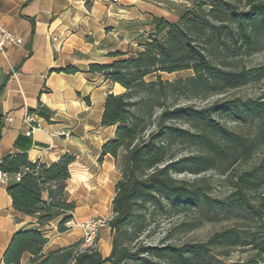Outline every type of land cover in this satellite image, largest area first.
<instances>
[{
    "label": "trees",
    "instance_id": "1",
    "mask_svg": "<svg viewBox=\"0 0 264 264\" xmlns=\"http://www.w3.org/2000/svg\"><path fill=\"white\" fill-rule=\"evenodd\" d=\"M170 21L153 17L145 40L135 52L117 50L110 63L92 62L88 71L123 87L109 92L101 124L113 127L99 156L110 155L120 170L112 199V249L103 256L83 240L45 251L43 229L63 216L57 230L64 233L76 208L69 199L68 181L77 163L71 154L52 164L30 160L27 152L10 153L0 160V170L15 176L7 193L12 207L36 218V226L15 231L2 264H264V101L216 99L205 106L185 100L206 99L264 78V64L247 61L264 50V0H192ZM192 70L185 78L163 80L159 73ZM75 74V66L58 69ZM156 74L154 80L147 77ZM8 78L1 84L6 86ZM223 118L258 121L255 137L231 129ZM2 123L0 121V139ZM214 170L225 176L231 191L224 199L211 196L207 177H179ZM17 176V178H16ZM175 214L191 213L173 229L190 232L204 221L235 220L202 242L142 246L124 244L131 230L138 233L150 209ZM250 246L255 256L244 261L223 259L230 250Z\"/></svg>",
    "mask_w": 264,
    "mask_h": 264
},
{
    "label": "crops",
    "instance_id": "2",
    "mask_svg": "<svg viewBox=\"0 0 264 264\" xmlns=\"http://www.w3.org/2000/svg\"><path fill=\"white\" fill-rule=\"evenodd\" d=\"M169 4L167 0L94 3L87 0H0V20L23 41L20 45L0 49V87L8 78L0 91V160L10 153L27 152L32 161L39 159L52 164L66 154L73 155L77 163L67 186L69 199L76 202L72 220L85 219L94 209L77 201L74 196L77 187H72L70 181L82 183L87 171L90 177L83 183L89 186L91 179L100 176L104 159L110 156L99 161L102 145L109 139L103 138V131L109 127L102 126L101 117L110 90L104 79L97 82L103 78L100 73L88 71L93 58L89 52L97 46L99 51L109 54L122 42V30L102 28L105 19L112 20L118 27L143 22L151 29L153 17L177 20L178 13L168 7ZM110 12L114 13L113 19L108 17ZM115 34L120 35V39L115 38ZM129 50L137 49L130 47ZM75 51L84 54L87 67L75 74L59 72L58 69L78 62L73 55ZM7 186L8 183L0 185V264L13 233L36 226V218L12 207ZM79 211L84 215L78 217ZM62 218L59 216L43 228L49 239L45 251L82 240L80 228L58 232L57 225ZM97 246L103 256L110 254V227L100 232ZM29 258L30 254L26 253L21 264H30Z\"/></svg>",
    "mask_w": 264,
    "mask_h": 264
},
{
    "label": "rangeland",
    "instance_id": "3",
    "mask_svg": "<svg viewBox=\"0 0 264 264\" xmlns=\"http://www.w3.org/2000/svg\"><path fill=\"white\" fill-rule=\"evenodd\" d=\"M97 2L100 0H87L89 2ZM170 2L168 7H173L175 11L179 8H183L185 6H189L192 3V0H167ZM176 3H180L181 5H177ZM113 14V15H112ZM114 13L108 15L109 18L113 19ZM102 28L106 31H112L113 29L122 30L121 43H119L118 48L115 50H127L124 52H131L130 47L138 49L139 42L145 40L147 34L149 32V27L146 26L145 23L140 24H124L123 26H116V23H113L112 20L105 19L102 24ZM121 32V31H120ZM115 38L120 39V35L115 34ZM88 39H90V34L88 35ZM118 41L117 39H115ZM110 42V41H109ZM133 44H136L135 47ZM94 46L91 53L93 58L92 62L97 63H110L113 58L108 54H105V51L101 52ZM78 60L77 63L70 64L75 66L79 70L82 68H86V64L88 62L83 59L84 54L81 51H75L73 54ZM79 60H81L79 62ZM90 62V63H92ZM89 63V64H90ZM88 64V68H89ZM249 66H261L264 64V50L254 54L247 61ZM67 65V66H70ZM162 76L163 80H174L177 78H185L193 74L192 70H183L174 73H159ZM103 77V75L101 74ZM156 78V74H152L147 77V80H154ZM101 79L99 78L97 82ZM106 81V80H105ZM106 84L109 87L110 92L114 93H122L124 89L119 86H115L114 83L106 81ZM241 98L243 100L252 98L259 101H264V78L251 82L243 87H239L236 89L225 91L221 94L212 95L206 99L202 98H192L190 100H185L187 103L194 104L196 106H205L216 99H232V98ZM223 121L234 131L240 132L246 136L255 137L257 134L258 121H241V120H233L230 118H223ZM113 127H109L107 131H103V138L113 136ZM264 150V141L260 144L259 152L254 156V162L258 161L261 157L262 151ZM104 168L101 169L100 176H96V178L90 180V185H84V181H87L90 177L89 173L85 171V179L82 183L79 181H70V185L72 187H77L75 192V197L77 201L82 205H90L94 211L90 214L89 217L85 219H74L67 223V226L78 230L80 228V222L87 220L92 216L104 217L108 220V224L106 227L102 228L107 229L109 227V220L113 217V209H112V199L115 195V191L113 189V185L120 178V170L116 164L113 163V159L108 156L107 159H104L103 162ZM77 170H82L81 167H77ZM84 171V170H82ZM179 177L185 178L188 180H193L195 178L207 177L212 182V191L210 192L211 196L219 199H224L231 191V187L228 185L227 181H225V176L217 173L214 170L207 171L200 175H193L189 173H185L180 175ZM82 210V209H81ZM81 214L77 216H83L84 213L82 211ZM193 214L191 213H181L175 214L173 211L163 210V209H150L149 215L147 219L144 221L142 226V230L138 233H134L135 231L131 230V234L124 240V244L127 245L130 249L136 250L142 246H161L162 244H166L169 242H174L177 244H183L186 242H202L207 240L214 232L220 231L224 228L234 226L236 224L235 220H219V221H204L197 228L190 232L181 233L176 229H173V226L181 221H192ZM81 229V228H80ZM82 230V229H81ZM100 231V232H101ZM99 232V234H100ZM99 236V235H98ZM97 239L95 241V245L93 247H97ZM256 252L252 250L250 246L238 247L230 250L228 256H225V259L228 262H236V261H244L255 256ZM131 264V263H129Z\"/></svg>",
    "mask_w": 264,
    "mask_h": 264
},
{
    "label": "built area",
    "instance_id": "4",
    "mask_svg": "<svg viewBox=\"0 0 264 264\" xmlns=\"http://www.w3.org/2000/svg\"><path fill=\"white\" fill-rule=\"evenodd\" d=\"M23 41L16 34L8 30L0 20V49L12 45H20ZM29 132L28 134H30ZM17 178V176H16ZM10 175L0 170V185L7 184L10 181ZM82 229L83 246L92 247L95 245L96 238L102 228L106 227L108 220L104 217L92 216L87 220L78 223Z\"/></svg>",
    "mask_w": 264,
    "mask_h": 264
}]
</instances>
